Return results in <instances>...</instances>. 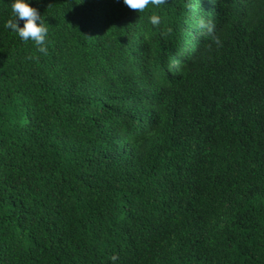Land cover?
Returning <instances> with one entry per match:
<instances>
[{
	"label": "trees",
	"instance_id": "1",
	"mask_svg": "<svg viewBox=\"0 0 264 264\" xmlns=\"http://www.w3.org/2000/svg\"><path fill=\"white\" fill-rule=\"evenodd\" d=\"M10 2L0 264H264V0Z\"/></svg>",
	"mask_w": 264,
	"mask_h": 264
},
{
	"label": "clouds",
	"instance_id": "2",
	"mask_svg": "<svg viewBox=\"0 0 264 264\" xmlns=\"http://www.w3.org/2000/svg\"><path fill=\"white\" fill-rule=\"evenodd\" d=\"M122 3L131 10L143 12L149 6L158 7L164 4L165 0H122ZM10 12L12 19L6 21L4 27L14 32L22 41L31 40L38 52L46 53L45 41L48 35V28L45 20L41 19L39 11L31 6V0H11ZM148 20L151 25L156 26L160 24L161 17L152 14L148 17ZM19 21H23L22 26H19ZM198 25L202 32L212 36L214 43L220 44L219 38L214 35V25L210 20L205 21V19L201 18L198 21ZM111 260L115 262L117 257L113 255Z\"/></svg>",
	"mask_w": 264,
	"mask_h": 264
}]
</instances>
